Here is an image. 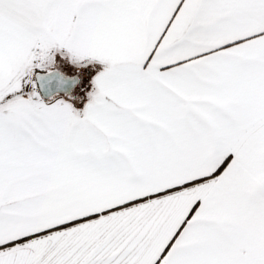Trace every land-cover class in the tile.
I'll use <instances>...</instances> for the list:
<instances>
[{"label":"snow or ice","instance_id":"6c2138e0","mask_svg":"<svg viewBox=\"0 0 264 264\" xmlns=\"http://www.w3.org/2000/svg\"><path fill=\"white\" fill-rule=\"evenodd\" d=\"M0 264H264V0H0Z\"/></svg>","mask_w":264,"mask_h":264}]
</instances>
